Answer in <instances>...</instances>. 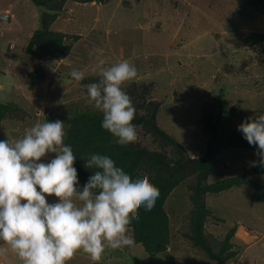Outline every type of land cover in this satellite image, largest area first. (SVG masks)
<instances>
[{
	"label": "rangeland",
	"instance_id": "obj_1",
	"mask_svg": "<svg viewBox=\"0 0 264 264\" xmlns=\"http://www.w3.org/2000/svg\"><path fill=\"white\" fill-rule=\"evenodd\" d=\"M41 12L32 0H0V15L10 13L12 19L0 23V100L14 102L27 114L22 121H3L0 140L23 138L48 109L96 110L87 103L83 81L99 78L100 60L105 67L128 60L137 68V78L125 87L135 81L157 85L153 99L161 103L158 123L191 159L205 150L199 121L207 108L235 104L251 115L264 111V42H246L251 34H264V0L68 2L52 30L71 37L67 43L72 50L53 61L33 60L26 54L31 36L41 28ZM38 68L46 78L30 90L28 76ZM73 69L84 72L85 78L73 80ZM53 158L55 154L49 153L41 162ZM218 158L210 182L240 175L259 160L256 152L235 149ZM256 180L264 183V174ZM195 182L190 178L181 183L166 201L172 234L167 251L149 255L137 244L106 249L99 264H218L184 236L193 207L189 185ZM252 194L241 186L207 196L211 215L206 234L215 252L237 227L226 249L234 257L227 264H264V204L253 203ZM46 199L49 204L58 202L54 196ZM128 235L133 237L132 230ZM0 264L21 262L9 251L0 255ZM71 264L94 262L80 252Z\"/></svg>",
	"mask_w": 264,
	"mask_h": 264
},
{
	"label": "clouds",
	"instance_id": "obj_2",
	"mask_svg": "<svg viewBox=\"0 0 264 264\" xmlns=\"http://www.w3.org/2000/svg\"><path fill=\"white\" fill-rule=\"evenodd\" d=\"M104 64L99 61L98 82L86 85L87 103L102 113V128L126 146L136 142L137 132L136 109L124 88L138 71L128 60ZM70 76L85 78L77 69ZM238 131L258 146L259 160L251 166L264 167V113L249 117ZM65 135L64 122L38 121L23 138L0 140V255L10 251L21 264H71L83 252L99 264L106 249L134 246L129 226L139 220L140 208L153 210L159 189L148 177L133 180L100 154L84 163L94 171L79 188L76 157L64 145ZM49 153L55 158L42 163ZM53 196L58 202L49 204L46 197Z\"/></svg>",
	"mask_w": 264,
	"mask_h": 264
},
{
	"label": "trees",
	"instance_id": "obj_3",
	"mask_svg": "<svg viewBox=\"0 0 264 264\" xmlns=\"http://www.w3.org/2000/svg\"><path fill=\"white\" fill-rule=\"evenodd\" d=\"M32 1L41 8V28L31 36L26 54L30 59L39 61L65 58L72 50L67 43L71 37L52 30V26L66 3H87L89 0ZM246 42L253 45L264 42V34H251ZM28 78L30 90H34L36 85L45 80L46 75L43 69L38 68ZM98 79L87 78L83 83L88 85L98 82ZM156 87L154 83L135 81L124 88L136 109L133 124L136 127L137 140L139 139L138 142L126 146L117 144L116 138L102 128V113L88 107H58L57 112L48 109L41 123L56 120L64 122V145L70 146L76 157L73 166L78 172L79 188H83L93 174L91 171H94L87 170L84 163L91 154H100L113 159L115 165L122 168L133 180L148 177L159 189L160 196L153 210L149 212L140 208L139 220H133L129 226L135 244L141 245L146 254L159 255L171 247L172 234L170 219L165 210L166 201L181 183L195 178L196 182L189 185L193 207L189 231L184 236L192 247L201 249L210 260L227 264L234 257V253H226V249H229V240L235 236L237 227L230 230L221 250L215 252L206 234V224L211 215L207 207V196L245 186L253 191V203L264 204V183L256 180L257 176L264 174V167L258 164L249 165L242 174L216 182H210V176L218 169V156L221 153L230 149L257 151L258 146L250 145L243 133L238 131L240 124L256 115L240 110L235 104L231 108L216 104L213 109L204 110L199 125L205 150L188 163L186 149L158 123L161 103L153 99ZM262 113L264 111L258 114ZM26 116L25 111L14 102L5 103L0 100V126L5 120L22 121Z\"/></svg>",
	"mask_w": 264,
	"mask_h": 264
},
{
	"label": "water",
	"instance_id": "obj_4",
	"mask_svg": "<svg viewBox=\"0 0 264 264\" xmlns=\"http://www.w3.org/2000/svg\"><path fill=\"white\" fill-rule=\"evenodd\" d=\"M11 14L10 13H5L0 15V23L2 22H11ZM192 161V159L190 157H188L187 162L190 163Z\"/></svg>",
	"mask_w": 264,
	"mask_h": 264
}]
</instances>
